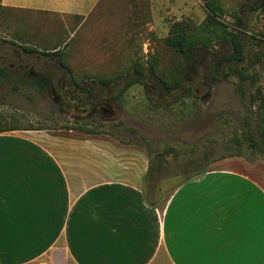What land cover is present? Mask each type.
Wrapping results in <instances>:
<instances>
[{"label": "rangeland", "instance_id": "rangeland-1", "mask_svg": "<svg viewBox=\"0 0 264 264\" xmlns=\"http://www.w3.org/2000/svg\"><path fill=\"white\" fill-rule=\"evenodd\" d=\"M219 1L223 20L232 24L238 13L247 23L241 33L245 59L228 65L257 75L256 83L235 75L224 78L217 71L215 61L232 51L228 45H200L189 62L167 45L165 38L177 21H188L191 32H203L204 0H103L85 19L36 15L31 27L40 34L65 30L63 60L74 79L50 50L28 52L10 42L27 15L0 5V129L33 128L106 142L115 148L118 165L127 163L142 188L163 204L178 182L203 168L242 161L264 183V156L249 149L245 138L248 123L264 112L259 108L264 98V13L259 0ZM182 70L184 86L172 93L135 83L119 95L132 79L174 81ZM45 73L52 82L43 92L25 80ZM119 74L126 77L107 86L92 81ZM168 150L164 165L147 180L149 165ZM193 158L200 160L191 162Z\"/></svg>", "mask_w": 264, "mask_h": 264}, {"label": "crops", "instance_id": "crops-1", "mask_svg": "<svg viewBox=\"0 0 264 264\" xmlns=\"http://www.w3.org/2000/svg\"><path fill=\"white\" fill-rule=\"evenodd\" d=\"M102 1L0 5L27 15L20 27L38 37L36 15L85 19ZM63 35H51L48 50ZM115 154L93 139L0 132V264H264V183L254 167L195 174L163 204Z\"/></svg>", "mask_w": 264, "mask_h": 264}, {"label": "trees", "instance_id": "trees-1", "mask_svg": "<svg viewBox=\"0 0 264 264\" xmlns=\"http://www.w3.org/2000/svg\"><path fill=\"white\" fill-rule=\"evenodd\" d=\"M205 7L207 9V17L203 24V32L201 34L191 32L190 29V23L188 21H177L173 24V27L171 29L170 34L165 38V41L167 45L174 50L179 56L183 58L185 62H189L193 60V53L194 50L198 48V46L202 45L204 48H208L209 45L213 41H218L221 44L228 45L231 48L230 54H222L216 61H215V67L217 68V71L220 72V74L225 78L229 75H235L237 76L241 82L245 80H250L252 83H256L259 79L257 75L251 76L246 74L240 67L228 65L234 62H241L245 59V51H244V45L241 39V33L242 31H245L247 29V23L243 16L236 13L234 14L235 21L230 24L222 19L224 16V8L222 7L219 0H204ZM2 6V5H1ZM5 7V6H3ZM10 8V7H8ZM262 13H264V0H259V7H258ZM58 35L64 34L66 35L65 30L56 33ZM38 37L33 36V34H26L25 29L22 27H19L16 32V36L11 38L13 44L18 43V41H21V46L28 52H37L40 49H38V45L47 47L46 49H49V46H51V35H55L53 33L50 34H40V32H36ZM64 35L62 36V40L59 43H56L50 47L55 51H49L50 54L56 55L58 58V62L60 66L64 67L69 76L74 79V75L72 74V69L69 65H67L63 60V49L64 47L61 45L62 42L65 40ZM57 36V35H56ZM55 37V36H54ZM64 37V38H63ZM16 38V39H15ZM33 38H38L37 41H35L36 45L30 43V45H25L29 41H31ZM19 41V42H20ZM23 41V43H22ZM67 44V41L65 42V45ZM227 64V65H226ZM151 74L155 76V65L152 64L150 67ZM186 71V70H185ZM181 71L179 73L178 78L174 81H166L164 79L162 80H153L151 83L141 81L140 79H132L128 81L125 85V87L119 92V95L121 96L127 88L132 86L135 83H141L143 84L146 89L153 87V88H163L168 93H172L175 90H178L179 88H182L184 86V80L183 74L186 72ZM6 74V73H5ZM126 75L119 74L113 78L106 79V78H94L92 79L93 84H102V85H110L113 83H117L118 81L124 79ZM24 81V79H20ZM27 82H29L32 86H35L38 88L41 92H43L47 86L52 82V78L49 74H40L36 76H31L28 79H25ZM86 79H82V81L78 82L75 81L76 85H80V83L85 82ZM189 91V89H187ZM261 110L264 111V98L262 99V105L259 107ZM256 119V118H255ZM257 122H249V127L247 128V131L245 133V138L247 141V146L249 149H251L254 152H259L264 156V112L263 116L258 115L257 116ZM261 121V124H260ZM11 129H0V132L7 131ZM170 153V151H166L164 153H160L156 156V160H154L148 168V172L146 175L147 180H152L155 175L157 174L159 168H161L164 163L166 162L165 155ZM207 155L204 154V157ZM200 159L193 158L191 162H197ZM208 169L203 168L199 171L198 174L203 173L207 171Z\"/></svg>", "mask_w": 264, "mask_h": 264}, {"label": "flooded vegetation", "instance_id": "flooded-vegetation-1", "mask_svg": "<svg viewBox=\"0 0 264 264\" xmlns=\"http://www.w3.org/2000/svg\"><path fill=\"white\" fill-rule=\"evenodd\" d=\"M0 41H2V38L0 39ZM4 42V41H3Z\"/></svg>", "mask_w": 264, "mask_h": 264}]
</instances>
